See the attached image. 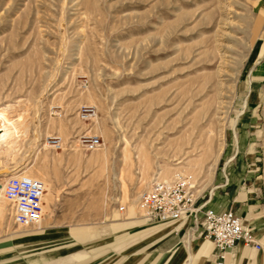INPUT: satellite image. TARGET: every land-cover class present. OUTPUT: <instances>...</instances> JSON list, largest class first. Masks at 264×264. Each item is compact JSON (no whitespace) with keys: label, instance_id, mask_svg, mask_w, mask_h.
I'll return each mask as SVG.
<instances>
[{"label":"rangeland","instance_id":"1","mask_svg":"<svg viewBox=\"0 0 264 264\" xmlns=\"http://www.w3.org/2000/svg\"><path fill=\"white\" fill-rule=\"evenodd\" d=\"M0 136V264L144 259L142 229L173 224L138 197L177 174L201 212L248 204L260 249L240 264H264V0H0ZM17 175L45 186L32 228L3 197Z\"/></svg>","mask_w":264,"mask_h":264},{"label":"built area","instance_id":"2","mask_svg":"<svg viewBox=\"0 0 264 264\" xmlns=\"http://www.w3.org/2000/svg\"><path fill=\"white\" fill-rule=\"evenodd\" d=\"M77 116L82 122H92L97 113L92 107H83ZM76 142L84 152L96 151L101 146L97 136L87 134L80 135ZM46 145L54 151H61L64 147L62 139L58 136L47 137ZM190 189L189 181L180 174L170 181H154L149 189L138 197L136 208L144 220L158 224H174L187 216L196 220L199 218L197 214L200 213L203 238L213 245V264H226L227 256L238 243L260 249L243 218L232 211L207 208L201 212L202 207H195ZM45 192V186L40 181L21 175L9 176L4 184L3 197L10 205L13 223L24 228L37 225L43 215ZM122 210L123 207H119V211Z\"/></svg>","mask_w":264,"mask_h":264},{"label":"crops","instance_id":"3","mask_svg":"<svg viewBox=\"0 0 264 264\" xmlns=\"http://www.w3.org/2000/svg\"><path fill=\"white\" fill-rule=\"evenodd\" d=\"M248 205V204H247ZM243 199H235L231 203L223 206L208 208L215 211H232L235 215L244 220L250 219L248 215V206ZM191 220V219H190ZM201 215L193 223H176L173 225H153L146 226L147 237H153L152 241L140 257L149 252L144 259L130 260L132 263L141 264H213L212 254L213 245L205 240L200 226ZM249 224V223H248ZM247 224V225H248ZM127 228L136 227L133 220L125 223ZM89 228L81 227L74 229V235L79 238H86L90 234ZM245 246L238 243L231 254L227 256L226 264H240L246 261ZM247 247V246H246ZM139 256V255H138ZM59 260L52 259L40 264H58Z\"/></svg>","mask_w":264,"mask_h":264},{"label":"bare ground","instance_id":"4","mask_svg":"<svg viewBox=\"0 0 264 264\" xmlns=\"http://www.w3.org/2000/svg\"><path fill=\"white\" fill-rule=\"evenodd\" d=\"M0 138H1V136H0Z\"/></svg>","mask_w":264,"mask_h":264}]
</instances>
